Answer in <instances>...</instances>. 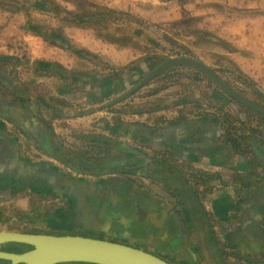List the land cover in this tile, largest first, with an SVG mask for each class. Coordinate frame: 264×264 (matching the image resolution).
I'll return each instance as SVG.
<instances>
[{"label": "crops", "instance_id": "crops-1", "mask_svg": "<svg viewBox=\"0 0 264 264\" xmlns=\"http://www.w3.org/2000/svg\"><path fill=\"white\" fill-rule=\"evenodd\" d=\"M174 1L161 0L166 5ZM114 4L123 11L134 5L129 0H115ZM67 5L70 11L76 8L71 1ZM204 21L208 29L217 27L214 16ZM64 22L67 28L61 32L53 30L26 38L32 41L33 76L22 74L25 65L15 57L0 56V60L14 63L12 66L0 61V88L6 90L0 92V213L16 192L30 187L27 189L35 193L65 198L69 211L53 216H45L41 209L30 211L25 214L28 223L19 222L25 229L42 230L48 223L60 227L62 220L73 225L72 229H79L84 222L94 220L98 225L94 227L105 236L145 246L172 264H264V160L244 141L247 133L235 129L240 123H229V132L222 112L184 115L159 126L127 121L117 124L111 120L109 106L100 109L95 104L91 111L82 112L78 106L86 103L81 101L85 98L84 90L98 85L102 77L87 74L84 64L89 65L87 62L101 55L113 66L110 71L123 67L127 74V68L136 60L127 59L131 49L122 42L125 38L117 36L115 41H108L107 55L106 50H98L100 38L91 40L87 29L74 26L72 30L69 19ZM257 22L261 27L252 26ZM221 33L230 47L238 48L242 71L264 92L263 18L230 20ZM73 44L77 45L74 51ZM43 64L44 68H39ZM30 77L37 79V83L44 82L40 92L26 89L33 82ZM55 99L64 103L73 100L79 110L72 112L69 106L54 105ZM103 110L110 117L98 116L94 122L86 118ZM258 129L261 137L255 140L264 146V124ZM67 130L109 147L104 148L108 152L106 160L95 165L85 162V167L96 174L110 173L103 175L109 177L105 182H72L68 154L79 146L62 137L68 136ZM18 136L28 137L51 158L49 161L68 169L26 159ZM122 175L132 180L125 182ZM87 184L86 188L81 187ZM167 194L172 197L167 198ZM129 197L134 201L123 203ZM128 217H134L130 223ZM117 222L127 228L121 229Z\"/></svg>", "mask_w": 264, "mask_h": 264}, {"label": "rangeland", "instance_id": "rangeland-1", "mask_svg": "<svg viewBox=\"0 0 264 264\" xmlns=\"http://www.w3.org/2000/svg\"><path fill=\"white\" fill-rule=\"evenodd\" d=\"M70 1L76 5V8L72 9L73 11H70L69 7L74 8V6L67 5ZM114 1L0 0V56L15 57L14 59H18L20 63L25 65L21 70L22 74L25 72L27 76L29 74L33 76L35 60H32V41L26 38L38 33H53V30L61 32L65 27L67 28L64 21L69 19V23L73 25L72 30H74V26H82L87 29L88 38L97 41L100 38L102 43L98 50H106L105 54L107 55L110 51L107 46L108 41H115L116 38H119L117 36L125 38L122 39V42L129 45L131 49L127 59L135 57L136 60L129 66L130 68H127L131 74L129 76L130 81L126 80V85L123 82L119 83L123 79V75L126 76L125 71L121 69L123 67L117 68V71H110L113 66L106 57L96 55L94 60L87 62L89 65L84 64L82 67L87 70V74L102 77L97 82L98 85L89 86L87 91L84 90L85 95L83 94V97L85 98L81 101L86 100L87 104L83 105L82 103L83 106H78L82 107L84 110L82 112L91 111L95 104L100 105V109L109 106V112L113 114L111 117L113 122H141L159 126L171 118L184 115L194 117L199 114L220 115V112L224 110L236 112L235 109H239L237 103L222 92L210 78L188 67L171 68L126 100L112 104L116 98L134 87L158 64L166 59L180 57L203 62L217 72L232 88L260 104L264 103V95L253 85L254 81L239 66L238 59L241 54H238V50H236L238 48L230 47V43L225 42L221 33L224 24L229 23L230 20L236 21L244 17H262L264 23V0H176V2H167V5L161 0H129L134 5L128 9L125 8V11L119 5L114 4ZM212 16L216 17L217 21V27L214 30L208 29L206 21H204ZM219 21L221 22L220 25H218ZM252 26L257 28V26L261 27V24L257 22L253 23ZM74 46L77 47V45L73 44V51L75 50ZM5 64L13 66L14 63L9 60ZM44 66L43 64L39 68H44ZM242 76L248 77L250 81L241 78ZM37 82V79H33V82L26 89L40 92L44 82ZM92 88L99 90L100 94L96 95L91 92ZM4 89L3 87L0 88V92L6 91ZM75 89L80 91V88L76 87ZM54 93V95L57 94L56 91ZM53 104L61 105L63 108L69 106L68 109L73 110L72 112L79 110L74 107L73 100L64 103L63 100L58 102V99H55ZM109 112L103 110L101 114L93 116L90 114L86 118L92 119L94 122L100 116L110 117ZM251 123L257 126L258 120L253 118ZM235 128L241 130L242 125ZM67 133L68 136L62 137H65V140L71 142L73 146H79L76 147L77 150H70L71 153L68 154V156L71 155L69 156L71 162L69 169H71L70 172L76 180L73 179L72 182H76V184L88 180H91L89 182H105V179L109 177H103V175L109 174H96L93 169L85 167L87 166L85 162L95 165L96 162L106 160L108 152L104 148L109 149V147L88 141L85 135L84 137L82 134L75 135L76 132L73 130L71 132L67 130ZM20 139L23 142L20 143L22 154L26 159L36 162V164L49 163L64 171L68 169L65 165L54 164L53 161H49L51 158L39 151L28 137H20ZM20 139L18 136L17 140L20 141ZM145 152L150 153L149 151ZM103 154L106 156L103 157ZM120 178L125 182L132 180L127 175H122ZM89 185L91 184L89 183ZM30 186L33 187L32 183ZM86 186L88 184L83 187L86 188ZM99 186L103 185L100 184ZM27 188L30 187H26L24 191L16 192L12 199L7 201L2 209L4 215L0 213V231L80 235L118 242L151 253L145 246H136L127 240L115 239V236H105L102 230L94 227L98 226L94 220L84 222L85 225L79 229H72L73 225L65 224L64 221L68 223L67 220H62V224L59 222L60 227L48 223V226L42 230L31 227L23 228L19 222L28 223L25 214L30 211L41 209L45 212V216L51 213L50 216H53L54 213L60 214L63 211H69V204L65 198L54 196L52 193L46 194L47 192L35 193ZM168 196L171 195L167 194V198ZM103 219L105 220V216ZM82 221H84L83 218ZM111 226L106 225L107 228ZM157 256L167 261L166 257Z\"/></svg>", "mask_w": 264, "mask_h": 264}, {"label": "water", "instance_id": "water-1", "mask_svg": "<svg viewBox=\"0 0 264 264\" xmlns=\"http://www.w3.org/2000/svg\"><path fill=\"white\" fill-rule=\"evenodd\" d=\"M11 57L13 56H3V58L8 59ZM175 67H188L203 73L227 96L245 107L264 115L263 106L232 88L217 72L203 62L186 57L170 58L158 64L134 87L116 98L112 104L126 100L147 86L160 74ZM251 143L257 155L264 160V146L255 139H251ZM11 243L28 245L32 249L17 253L6 251L2 248L4 245ZM0 260L9 261L10 264H63L74 262L89 264H171L155 254L110 240L80 235H52L8 231H0Z\"/></svg>", "mask_w": 264, "mask_h": 264}, {"label": "trees", "instance_id": "trees-1", "mask_svg": "<svg viewBox=\"0 0 264 264\" xmlns=\"http://www.w3.org/2000/svg\"><path fill=\"white\" fill-rule=\"evenodd\" d=\"M0 61H2V62H4V63H8L9 62V60H7V59H3V60H0ZM131 71V70H130ZM132 72V71H131ZM125 73V72H124ZM130 72H128L127 74H126V76L125 75H123V79L122 80H120V82L119 83H121V82H123L124 83V85H126V80L128 79L129 81H130V78H129V76H130ZM113 77V76H112ZM241 78H243V79H245V80H247V81H250V79L248 78V77H244V76H242ZM94 78H91V80H93ZM257 89H259L255 84H253ZM260 90V89H259ZM261 91V90H260ZM91 92H93L94 94H96V95H99L100 94V91L99 90H95V89H91ZM261 93L264 95V92L263 91H261ZM262 104H264V103H262ZM237 106H239V109H235L236 110V112H226L225 113V115H224V118L222 119L223 120V123H224V126H226V128H227V131H229V130H231V128H230V126H232V125H230V124H234V123H240V125H242V127H247L248 129H250L251 130V135L249 134V135H247L245 138H244V141L245 142H247L248 144H250L251 143V139H253V138H258V137H261V135L259 134L260 133V131H259V129L258 128H253L252 127V120H253V118H255V119H257L258 120V123L261 125V124H264V115H262V114H260V113H257L256 111H254V110H252V109H250V108H247V107H245L244 105H241V104H238L237 103ZM238 113V114H237ZM230 123V124H229ZM229 129V130H228ZM236 129V128H235ZM242 130H243V128H242ZM230 132V131H229ZM240 139V138H239ZM242 140V139H241ZM48 154H49V152H48ZM63 161V160H62ZM130 198V197H129ZM125 200V199H124ZM137 200H138V198H137ZM134 201V199H132V198H130L129 200H126V201H123V203H125V202H128V204L129 203H131V202H133ZM136 201V200H135ZM122 203V204H123ZM123 205H125V204H123ZM129 218V217H128ZM134 217H131V218H129V220H128V223H130L129 221H131L132 219H133ZM120 222V221H119ZM135 221H133L132 222V226H134L135 225ZM116 224H118V225H121V229H126L127 228V226H126V224H124V223H116ZM8 245H10V246H8ZM6 247H8V248H6ZM4 250H6V251H10V252H19V251H25V250H28V249H32V247L31 246H28V245H24V244H17V243H11V244H6V245H4L3 247H2ZM24 248V249H23ZM0 264H10V262L9 261H6V260H0ZM63 264H89V263H63Z\"/></svg>", "mask_w": 264, "mask_h": 264}, {"label": "flooded vegetation", "instance_id": "flooded-vegetation-1", "mask_svg": "<svg viewBox=\"0 0 264 264\" xmlns=\"http://www.w3.org/2000/svg\"><path fill=\"white\" fill-rule=\"evenodd\" d=\"M242 94V93H241ZM244 95V94H243ZM244 96H246V95H244ZM229 97V96H228ZM247 97V96H246ZM249 99H251L250 97H248ZM232 99V98H231ZM233 100V99H232ZM252 100V99H251ZM235 101V100H234ZM252 101H254V100H252ZM236 102V101H235ZM254 102H256V101H254ZM236 103H238V102H236ZM256 103H258V102H256ZM238 104H240V103H238ZM258 104H260V103H258ZM242 105V104H241ZM261 106H263L264 107V104H260ZM226 112H231V111H229V110H224V111H222V113L225 115V113ZM232 113V112H231ZM258 113V112H257ZM238 114V113H237ZM263 115V114H262ZM241 126V125H240ZM262 126V124L260 125V124H258L257 123V126H254V125H252V127L253 128H259V127H261ZM242 128H243V130H242ZM241 128V130L242 131H244V133H247V135H251V130L250 129H248L247 127L245 128V127H242ZM253 139H255V138H253ZM249 146H251V148H253V145H252V143H250V144H248ZM253 150H254V148H253ZM255 151V150H254ZM256 153V152H255ZM256 155H257V153H256ZM58 159H61V158H63L62 156H60V155H58L57 153H56V155H55ZM258 156V155H257ZM259 157V156H258ZM260 158V157H259ZM62 160V159H61ZM63 161H64V159H63ZM67 164H69V162H66ZM69 165H71V164H69ZM94 165V164H93ZM28 250H30V249H28ZM25 251H27V250H25ZM20 252H24V251H19V252H17V253H20Z\"/></svg>", "mask_w": 264, "mask_h": 264}]
</instances>
